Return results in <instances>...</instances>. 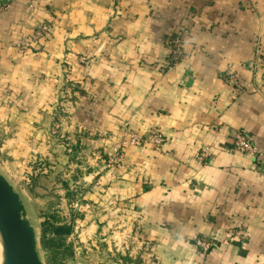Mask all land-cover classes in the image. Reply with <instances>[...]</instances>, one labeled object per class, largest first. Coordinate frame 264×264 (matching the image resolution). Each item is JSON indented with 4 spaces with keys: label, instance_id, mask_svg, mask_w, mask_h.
I'll return each mask as SVG.
<instances>
[{
    "label": "crops",
    "instance_id": "crops-1",
    "mask_svg": "<svg viewBox=\"0 0 264 264\" xmlns=\"http://www.w3.org/2000/svg\"><path fill=\"white\" fill-rule=\"evenodd\" d=\"M8 2L0 0V172L32 182L18 190L31 220L37 198H57L47 208L65 205L69 217L77 202L69 207L67 187L79 185L80 206L102 219L77 218L72 235L79 228L87 240L108 215L134 228L129 241L117 233V264L137 263V241L142 264H264V0ZM43 22L50 36L34 39ZM185 26L184 55L168 67L169 40ZM21 39L31 46L19 49ZM233 73L240 88L226 78ZM125 123L141 134L161 129L163 150L128 146L110 166ZM239 131L256 157L235 148ZM197 237L214 248L201 253ZM100 253L96 264L107 261Z\"/></svg>",
    "mask_w": 264,
    "mask_h": 264
},
{
    "label": "rangeland",
    "instance_id": "rangeland-1",
    "mask_svg": "<svg viewBox=\"0 0 264 264\" xmlns=\"http://www.w3.org/2000/svg\"><path fill=\"white\" fill-rule=\"evenodd\" d=\"M15 184V188L17 187V190L23 191L25 189V185H30L32 182H16L12 183ZM77 185V184H76ZM24 193V192H23ZM25 200L27 201V198L24 197ZM55 199L57 198H40V199H31L29 200V205L35 209V212H32L31 217L33 219V223L36 226L37 229V234H38V239H39V245H40V251H41V256L43 258V261L45 264H96V258L99 255V252L102 254H105V257H107V261L104 262V264H117L118 262L114 259L112 260V257L115 258L114 254L117 253L116 251V246L115 243L118 241V235L117 233L120 232L119 236H124L126 239L124 241H129L128 239L130 238L131 240L134 239V236H137L134 228L132 230L127 231V226L121 222L118 223L116 219H112L111 215H108L107 219L102 222L103 226L97 228L96 230H93L92 234H88V239L85 240L80 236L81 234V229H78L79 231L74 234L70 235L67 237L65 241H63V244L59 249L56 250V254L53 255V253H50L49 251L43 249L41 245V228H40V220L38 217L42 218L41 220H44V213H50L52 211L51 207H48V201H53L51 204L53 207L57 204L55 202ZM28 202V201H27ZM35 203V205H33ZM77 205L74 207L75 214L77 215V218H85L87 216V220L89 222L96 223V220L102 219V215L96 214L93 212H88L87 209L81 207V202L77 201ZM29 206V208H31ZM60 205L57 210L54 211H59V213L64 216L68 217L67 214V207L65 205ZM40 207H45L44 213L41 215L39 214L38 211L42 210ZM43 212V211H42ZM116 218V217H115ZM41 221V222H42ZM85 228V227H84ZM125 230V231H124ZM80 234V235H79ZM93 240V241H91ZM1 244V243H0ZM136 247H131V252L135 253L137 255V263L136 264H142V254H145L144 251V245L139 244L138 241L135 242ZM128 250L126 249V252ZM100 253V254H101ZM147 254V253H146ZM2 255V256H1ZM0 264L3 263V249L1 248L0 250ZM87 261V262H85ZM2 262V263H1ZM124 264V263H123Z\"/></svg>",
    "mask_w": 264,
    "mask_h": 264
},
{
    "label": "built area",
    "instance_id": "built-area-1",
    "mask_svg": "<svg viewBox=\"0 0 264 264\" xmlns=\"http://www.w3.org/2000/svg\"><path fill=\"white\" fill-rule=\"evenodd\" d=\"M13 0H9L6 8H10ZM34 5H31L33 7ZM186 26L181 31L176 33L169 40L170 54L168 58V67H173L178 64L184 55V37L186 33ZM52 32V26L48 22H43L37 25L33 37L34 39H46ZM19 49H26L31 46L30 39H21L17 44ZM80 61L89 65L91 60L87 57H81ZM228 82L235 88L241 87L240 75L233 73L226 77ZM167 141V137L161 131V129H151L146 134H141L130 127L128 123H125L123 128V138L118 141L112 148L111 153L108 155V163L110 166L118 167L121 165L125 149L128 146H150L156 151H162ZM235 148L243 154L256 157L259 154V148L253 142L251 136L247 135L244 131H239L234 135ZM202 156H206L205 153ZM196 248L203 254H208L215 246L213 239H207L205 237H197L194 241Z\"/></svg>",
    "mask_w": 264,
    "mask_h": 264
},
{
    "label": "water",
    "instance_id": "water-1",
    "mask_svg": "<svg viewBox=\"0 0 264 264\" xmlns=\"http://www.w3.org/2000/svg\"><path fill=\"white\" fill-rule=\"evenodd\" d=\"M0 233L4 264H45L36 226L28 216L21 194L0 172Z\"/></svg>",
    "mask_w": 264,
    "mask_h": 264
},
{
    "label": "trees",
    "instance_id": "trees-1",
    "mask_svg": "<svg viewBox=\"0 0 264 264\" xmlns=\"http://www.w3.org/2000/svg\"><path fill=\"white\" fill-rule=\"evenodd\" d=\"M75 178L79 177V170H77ZM67 186V184L65 185ZM66 199L70 205L79 201L82 202V189L79 185L69 188L67 187ZM71 208V215L69 217L62 216L59 211H52L49 214L44 213V220L40 223L41 228V245L43 249L56 254V250L62 246L63 241L69 237L74 231V221L77 215L74 208Z\"/></svg>",
    "mask_w": 264,
    "mask_h": 264
},
{
    "label": "bare ground",
    "instance_id": "bare-ground-1",
    "mask_svg": "<svg viewBox=\"0 0 264 264\" xmlns=\"http://www.w3.org/2000/svg\"><path fill=\"white\" fill-rule=\"evenodd\" d=\"M0 250H1V248L3 249V246L5 245V241H4V239H3V237H2V235H1V233H0ZM4 250V249H3ZM2 256V255H1ZM1 259V258H0ZM2 263V262H1Z\"/></svg>",
    "mask_w": 264,
    "mask_h": 264
}]
</instances>
